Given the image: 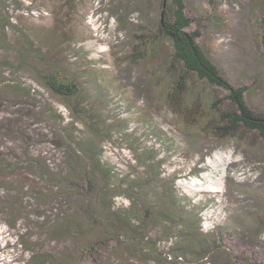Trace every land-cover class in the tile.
<instances>
[{
    "label": "rangeland",
    "instance_id": "rangeland-1",
    "mask_svg": "<svg viewBox=\"0 0 264 264\" xmlns=\"http://www.w3.org/2000/svg\"><path fill=\"white\" fill-rule=\"evenodd\" d=\"M159 2L0 0V165H11L0 179V264H45L31 260L45 253L53 264H264V139L194 138L183 129L164 100L169 45L148 53L138 40L142 29L155 32ZM184 2L188 30L206 55L233 87H247L252 110L264 112V0ZM47 64L68 71L80 96L48 89L36 74ZM14 80L20 92L4 89ZM76 102L90 115L75 114ZM71 124L113 173L109 181L99 169L93 175L88 204L85 187L65 180L74 158L83 159L66 144ZM90 205L97 218L88 225L77 210ZM70 218L83 232L54 231ZM135 233L152 254L130 251ZM97 237L103 244L82 253Z\"/></svg>",
    "mask_w": 264,
    "mask_h": 264
},
{
    "label": "trees",
    "instance_id": "trees-1",
    "mask_svg": "<svg viewBox=\"0 0 264 264\" xmlns=\"http://www.w3.org/2000/svg\"><path fill=\"white\" fill-rule=\"evenodd\" d=\"M159 10L160 17L156 23L155 32L151 33V31H148V33H145L144 29H142L138 40L141 46L150 47L149 52L147 51L148 53H151L153 48L159 46L164 41L169 45L170 50L166 51L164 55L161 82L163 84L165 103L183 129L188 131L190 135H193L194 138L235 139L241 143H253L258 138L264 139V112L250 108L245 100L247 87H233L198 43L199 34L188 30L192 20L185 13L184 0H169L168 3L160 0ZM258 25L261 30L259 43L261 49L264 51V20L258 21ZM24 49L29 52L31 45L24 47ZM19 53L22 56L25 51L20 49ZM34 53L36 58L46 60L41 49L37 48ZM144 54L145 52L143 51L136 54L135 57L140 59ZM8 66L14 68V65L11 63ZM54 67H49L47 64L41 72L37 70L36 74L40 76L48 89L61 98L70 100L79 97L80 87L77 81L70 76L68 71ZM12 73L17 75V70H12ZM158 79L157 77L154 83L158 82ZM15 80L12 85L10 84L4 87V89L10 92H20L22 84ZM220 92L225 96L220 98ZM80 107L78 102L73 104L72 110L76 112L75 114L78 111L82 113L87 112L90 115L87 108L82 109ZM89 115L87 116L91 117ZM89 130L92 131V134L96 135L100 131L98 127L94 126L90 127ZM75 131L76 126L73 124H71L70 129L64 131V135L68 141L66 144L71 146L72 149L70 148V151L72 156L78 155L83 159H80L78 162V159L74 158L75 160H73L70 166V174L65 177V180L74 188L85 187L86 198H84L83 203L88 204L90 201L87 198V194L90 195L91 191L95 188L93 175L99 169L106 180L109 181L113 173L110 172L111 170L104 169L94 142L86 137L85 133L82 137L77 136ZM9 165L8 167L0 165V179L4 175L5 169L8 170L7 172H10ZM12 207L15 209L14 206ZM10 209L12 211V208ZM138 213L140 216L147 215L149 208L143 209V212L141 210ZM77 214L80 218H85L84 223L88 225L89 223H93V219L97 218L91 205L90 208L86 207L85 210L82 206L77 210ZM74 219L70 218L67 221L65 220V222L61 221L62 223L55 224L53 226L54 231L68 234L75 227H81V232H83L82 227L84 224L81 225ZM122 220L126 222L122 228L129 229L130 225L128 222L130 223V220L125 218ZM107 228H109L106 229L107 233H110L111 236L114 235L116 238L118 237V233H116L113 226L112 231L109 226ZM86 229H89L88 226H86ZM31 240L29 238L28 241ZM35 242L37 241L31 244ZM128 242L132 243V250L130 249L132 253L138 252V254L147 256L148 253L152 254L154 251L152 248H149L151 245H148L143 235L139 236L135 233ZM102 244L101 237L94 238L81 248V252L83 253L86 249H90L91 251ZM200 247L202 249V246ZM146 250L147 252H145ZM47 256L49 255L46 253L36 257L32 256L31 260H36L39 263L42 262L40 259H45V264H53L54 258L52 257L47 263ZM58 262L57 264H63ZM78 262V260H75L74 264H79Z\"/></svg>",
    "mask_w": 264,
    "mask_h": 264
}]
</instances>
